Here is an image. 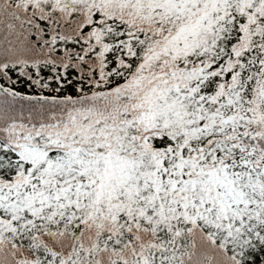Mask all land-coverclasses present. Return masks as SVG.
<instances>
[{"label": "snow or ice", "instance_id": "snow-or-ice-1", "mask_svg": "<svg viewBox=\"0 0 264 264\" xmlns=\"http://www.w3.org/2000/svg\"><path fill=\"white\" fill-rule=\"evenodd\" d=\"M0 264H264V0H0Z\"/></svg>", "mask_w": 264, "mask_h": 264}]
</instances>
